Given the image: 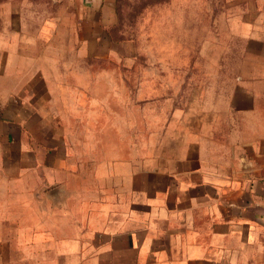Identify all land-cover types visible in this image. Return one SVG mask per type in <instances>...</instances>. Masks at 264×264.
<instances>
[{"label": "crops", "instance_id": "0c3cea01", "mask_svg": "<svg viewBox=\"0 0 264 264\" xmlns=\"http://www.w3.org/2000/svg\"><path fill=\"white\" fill-rule=\"evenodd\" d=\"M222 5L244 42L226 93L191 113L183 152L85 194L35 129L51 65L98 41L115 2L0 0V264H264V0Z\"/></svg>", "mask_w": 264, "mask_h": 264}, {"label": "rangeland", "instance_id": "374dc122", "mask_svg": "<svg viewBox=\"0 0 264 264\" xmlns=\"http://www.w3.org/2000/svg\"><path fill=\"white\" fill-rule=\"evenodd\" d=\"M114 2L99 40L67 42L62 69L51 65L48 114L36 123L41 140L66 147L58 177L73 192L107 194L110 179L143 170V157L183 152L191 113L226 93L244 48L222 0Z\"/></svg>", "mask_w": 264, "mask_h": 264}]
</instances>
